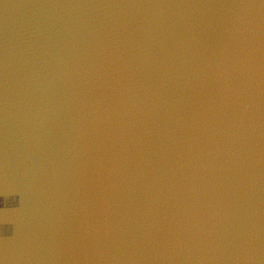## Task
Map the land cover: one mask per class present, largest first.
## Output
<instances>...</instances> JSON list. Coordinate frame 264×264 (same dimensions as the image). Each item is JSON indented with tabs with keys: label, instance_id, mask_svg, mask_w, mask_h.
Listing matches in <instances>:
<instances>
[{
	"label": "water",
	"instance_id": "water-1",
	"mask_svg": "<svg viewBox=\"0 0 264 264\" xmlns=\"http://www.w3.org/2000/svg\"><path fill=\"white\" fill-rule=\"evenodd\" d=\"M0 264H264V0H0Z\"/></svg>",
	"mask_w": 264,
	"mask_h": 264
}]
</instances>
